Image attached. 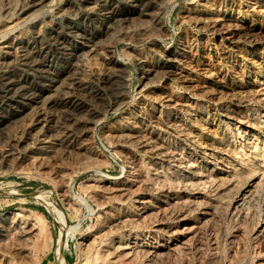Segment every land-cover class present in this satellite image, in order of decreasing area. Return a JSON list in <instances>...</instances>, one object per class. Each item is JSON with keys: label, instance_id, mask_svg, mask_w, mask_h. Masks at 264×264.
Wrapping results in <instances>:
<instances>
[{"label": "rangeland", "instance_id": "obj_1", "mask_svg": "<svg viewBox=\"0 0 264 264\" xmlns=\"http://www.w3.org/2000/svg\"><path fill=\"white\" fill-rule=\"evenodd\" d=\"M151 1L153 0H139V2L138 0H42V4L45 2L43 6L38 2V5L36 4L35 8L29 11V14L19 17L17 9L19 5L25 3V0H0V14H3V18L0 15V67H2V71H5H3L4 76L0 78V216L13 210L24 211L31 219L34 218L40 223L41 236L33 245V250L29 249L26 255L28 258L25 259L29 263L25 262L26 264H55L57 243L63 226L67 243V247L63 251L65 264L81 262L83 252L78 241L90 232L97 231L103 220L99 204L95 203V198L90 199L93 197L90 194L89 185L95 184L105 177H120L128 167L118 152L116 144L113 143L114 141L105 138L106 129L111 133L117 128L126 127L127 120L123 116L124 112H127L126 108L130 112L142 102H148L147 104L150 105L157 102L156 96L149 93L151 89L159 90L164 87V84H167L175 93L185 94L178 84L172 85L163 80L161 83L158 81L160 84L156 82L153 85H144L145 83L141 79L144 76H142L143 72L139 66V55L145 54V52L154 57L159 55L158 49L149 48L145 44V39L146 37H158L161 33L151 28L145 34L146 36H137L136 32L132 31L140 29L141 26V28H145L146 23L142 21L141 24L139 19V21L137 18L133 20L131 17L147 8ZM163 1L166 8L163 10L165 13L162 16V24L166 33L159 36L158 46L174 48L175 45L181 43L192 51L193 60L182 64L184 77H215V73L223 71L228 66L222 59L223 56L221 57L223 51L230 50L234 45L244 46V39L238 36L234 38L232 44H225L222 47L216 42L217 37L209 26L194 24L182 19V12L186 4L200 0ZM253 1L261 7V12L254 19L257 23L254 29L259 31L261 27L264 28V0H220L227 13H233L234 18L246 20L248 25L251 23L253 12L248 7H250V3H254ZM5 9L6 11H4ZM115 16L116 22L113 21ZM262 48L260 50L261 57L264 59V46ZM19 55L22 57L20 58ZM2 63H4L3 66H1ZM244 64L242 62L241 68L242 70L247 69L246 75L250 77V82L253 81L251 89L256 90L258 87L256 84L261 82V77H264V64L257 66ZM120 73H123L124 76ZM114 77L117 79L115 80ZM118 77H127L129 82L126 85L123 83L122 86ZM170 77H175V75ZM56 84H59L60 88ZM116 86H119L118 90ZM113 87L118 92L115 93ZM123 89L130 97L129 103L123 105L124 110L116 109L112 107L113 98L119 96V91L121 94ZM9 90H16L12 92L15 94H9L7 92ZM111 91L112 93H110ZM94 93L95 95H93ZM140 94L145 99L142 100ZM191 96L195 101L202 100V97L195 94ZM93 116L98 117L99 120L95 118V121L97 120L95 122ZM14 118L16 120H13ZM88 119L90 123L87 122ZM87 124H90L91 127L83 138L84 132L82 131ZM208 128L212 130L213 123L211 125L209 122ZM66 133L67 135H65ZM71 136L76 141L86 140L85 142H88L89 140V145H93L100 156L83 160L84 158L82 159V156H78L76 152L64 153L62 144L66 138H71ZM236 143L233 144L235 147ZM50 148L54 149V152L50 151L52 150ZM32 154H37L38 157ZM61 168L65 169L64 172L69 170L66 174H69L67 176L72 182L71 191L60 187L59 171H63ZM63 191L65 194L62 193ZM230 200L226 201L227 203L225 202L224 205H228ZM219 217L217 222L212 224L213 226L209 225L210 227L204 229L199 240H190L187 247L188 252L181 251L179 257L172 256L160 262H149L148 264H208L206 262L211 260L217 264H235L244 260V264H246V262H250L249 259H254L252 260L254 264L261 261L264 263V236L257 235L255 232V220H250L252 218L248 215L246 217L248 219L245 221L246 218H242V216H229L223 211ZM166 220L171 228L176 230V221L173 218ZM237 220L240 222L239 225ZM242 224H244L243 227ZM233 225L237 226L234 228ZM248 226L251 229H248ZM137 229L135 230L136 234H142L141 236L145 238L150 237L151 234L148 235L149 232L146 229L141 227Z\"/></svg>", "mask_w": 264, "mask_h": 264}, {"label": "bare ground", "instance_id": "obj_2", "mask_svg": "<svg viewBox=\"0 0 264 264\" xmlns=\"http://www.w3.org/2000/svg\"><path fill=\"white\" fill-rule=\"evenodd\" d=\"M41 1L25 0V3H20L22 5H19L18 9L15 6L18 16L29 14V11H32L38 2L42 4ZM253 2L248 7L249 10H253L249 25L246 24V20L234 18L233 13H227L220 0H200L199 2L188 3L184 7L182 19L194 24L209 26L215 33L216 42L220 46L232 44L234 38L238 36L244 39V46L234 45L230 50L223 51L221 57L223 56L222 59L226 61L228 66L223 71L215 73V77L210 78L188 77L187 75L184 77L182 64L191 62L193 54L181 43L175 45L174 48L158 46L160 43L159 36L166 33L162 24V16L165 13L163 10L166 8L163 0H153L149 2L147 8L142 9L136 15L134 14L135 16L131 14L133 20L137 18L141 24L142 21L146 23L145 28H141V26L140 29L135 28L136 30L132 31H135L137 36H144L151 28L161 33L158 37H146L145 39V44L149 48L158 49V57L150 56L145 52L146 55L140 54L138 58L139 66L143 72L142 76H144L141 77L144 85H153L156 82L160 84L164 80V82L172 85L178 84L185 94L175 93L170 88L171 86L164 83V87L159 90L149 88L151 89L149 93L151 92L156 96L157 102L153 105L142 102L130 112L125 107L127 112L122 115L127 120L126 127L117 128L111 133L106 129L105 138L114 141L113 143L116 144L118 152L128 167L122 176L119 175L120 177H105L101 180L98 179L99 181L95 184L89 185L90 194L93 197L90 199L95 198L96 202H94L99 204L98 207L102 210L103 220L97 231L90 232L78 241L83 252V258L79 264H148L149 262H160L168 257H176L181 251H189L187 247L190 240L196 241L194 239H198L204 229L217 222L222 211L233 217L242 216V218H246L249 215L252 218L250 220L256 222L255 232L257 235L264 236V77H259L261 82L256 84L258 85L256 90H252L253 81L250 82V77L246 75L247 69L242 70L241 68L242 62L249 66L264 64L260 51L264 46V28L261 27L259 31L254 29L257 24L254 19L261 12V7L256 5L255 1ZM1 17L3 18V14ZM5 20L7 21V19ZM113 21L116 22V16L113 17ZM123 33H125L124 30ZM1 68L0 78L4 76V70L2 71ZM120 74L123 75V73ZM173 74L175 77H170ZM118 79L122 82V84L119 83L122 86L123 83L126 85L129 82L127 77H118ZM115 80L113 79V81ZM56 85L55 87H57ZM58 88L60 87L58 86ZM114 89L113 91L116 93L117 90ZM13 91L7 92L14 95ZM177 91L179 90L177 89ZM126 92L125 89L121 90V94L119 91V96L113 98L112 107L123 109V105L130 100ZM194 94L202 97V100L195 101L194 97L191 96ZM143 97L142 100L145 99ZM85 98L89 100L90 97ZM96 119L99 120L98 117ZM84 121L86 123V120ZM209 122L211 125L213 123L214 128L212 130L208 128ZM90 127V124H87L85 128L83 127V138L88 134ZM74 140L72 136L64 140L62 144L64 153L76 152L78 156L84 158L83 160L100 156L93 145H89V140L88 142H85L86 140ZM234 143L237 144L236 147L233 145ZM53 150L50 151L54 152ZM10 155L12 154L10 153ZM35 155L37 156V154ZM40 160L42 159L40 158ZM43 161L45 162V160ZM80 168L82 170V167ZM61 169L63 171H59L60 187L71 191L72 182L67 176L69 174H66L67 171L64 172L65 169ZM22 174L24 173L22 172ZM228 200H230L229 204L224 205ZM221 216L223 217L222 214ZM169 218L176 221L175 231L166 222V219ZM239 223L238 221L237 224L239 225ZM243 226L244 224H242ZM138 227L146 229L149 232L148 235L151 234L150 237L145 238L141 236L142 234H136L135 230ZM62 229V234L57 243L55 264H65L63 251L66 249L67 243L64 237V226ZM227 230L229 229L227 228ZM41 233L40 223L34 218L31 219L24 211L13 210L0 216V264L29 263L25 260L28 258L26 255L38 241ZM260 238L262 239V237ZM240 258L242 259L241 256ZM252 260L249 259L250 262H246V264H254ZM244 262L241 260L235 264H244ZM261 262L257 264H264L263 261ZM206 263L217 264L212 260Z\"/></svg>", "mask_w": 264, "mask_h": 264}]
</instances>
